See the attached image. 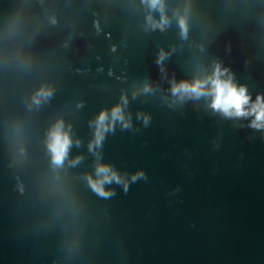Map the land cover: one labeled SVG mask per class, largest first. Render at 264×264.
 I'll return each mask as SVG.
<instances>
[{
	"label": "water",
	"instance_id": "water-1",
	"mask_svg": "<svg viewBox=\"0 0 264 264\" xmlns=\"http://www.w3.org/2000/svg\"><path fill=\"white\" fill-rule=\"evenodd\" d=\"M257 97L264 0H0V264H264Z\"/></svg>",
	"mask_w": 264,
	"mask_h": 264
},
{
	"label": "clouds",
	"instance_id": "clouds-1",
	"mask_svg": "<svg viewBox=\"0 0 264 264\" xmlns=\"http://www.w3.org/2000/svg\"><path fill=\"white\" fill-rule=\"evenodd\" d=\"M152 5H156L158 0H150ZM181 25L183 26L184 21L181 19ZM205 82L201 80H197L191 84L187 82H181L179 85H174L172 91L181 93L189 92L199 94L206 89L203 87ZM211 92L214 94L212 99V107L222 110L226 114H234V115H241L244 114L246 110L242 107V105L248 102V96L245 95V88L237 87L230 81L220 79V71L217 69V72L214 74V78L211 79ZM46 94V93H45ZM256 113V121L264 119V103L260 102V98L257 97V103L253 105L250 109ZM105 112H101L99 114L97 120V130H96V140L99 142L102 136V130L105 127L104 120H105ZM112 117L123 119V116L120 111V106L117 105L112 109ZM253 121V123H256ZM127 124V121H124ZM256 126H260L257 124ZM69 144V137L67 133L62 132L60 129V125L57 124L56 127L53 129L51 133V140L49 147L53 153V161L56 164H59L63 159L67 146ZM98 171L104 173L103 179L107 180L110 177H116L114 172H109V169L106 166L99 167ZM119 179V177H116ZM100 181L93 182V187L97 188L98 191H102L100 187Z\"/></svg>",
	"mask_w": 264,
	"mask_h": 264
}]
</instances>
